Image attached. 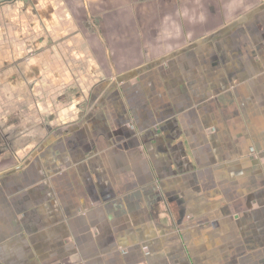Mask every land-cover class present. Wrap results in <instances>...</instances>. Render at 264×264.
<instances>
[{
    "label": "crops",
    "instance_id": "crops-1",
    "mask_svg": "<svg viewBox=\"0 0 264 264\" xmlns=\"http://www.w3.org/2000/svg\"><path fill=\"white\" fill-rule=\"evenodd\" d=\"M23 1L0 264H264V0Z\"/></svg>",
    "mask_w": 264,
    "mask_h": 264
},
{
    "label": "rangeland",
    "instance_id": "rangeland-1",
    "mask_svg": "<svg viewBox=\"0 0 264 264\" xmlns=\"http://www.w3.org/2000/svg\"><path fill=\"white\" fill-rule=\"evenodd\" d=\"M16 1L17 0H7L9 4L2 6L7 2L2 3V0H0V71L3 70L4 75L9 72L11 74L15 72L12 70H15L16 67L9 66V63L13 62L14 58H29L30 60H32V58H40L39 56H34L33 54V49L35 46H38V44L41 43L38 42L40 40L43 41L45 43V46L48 47L47 49L49 52H51L52 58H72L69 51L71 50V48L68 45H65V42H55L54 40H52L53 43L51 44L50 40L46 41L44 40V38L39 39L38 34L34 33L33 31V25H31L32 22L30 23V25H28L29 29L26 28L24 34L25 36L23 35V33H21L20 28H23V25H20L21 17L19 18L18 16V8L15 7V5H10L15 3ZM27 19H32V16H27ZM17 34L19 36H17ZM66 51H68V53H66ZM73 60H75L76 62L74 63L76 68L81 69L83 67H87L88 58ZM20 64L21 63H19V65ZM77 84H79V82ZM12 91L14 93V97H16V90ZM0 111L9 112L8 114L6 113L2 115L3 117H5V119L8 118V120H6L8 122L9 128L8 129L6 127V130L8 133H10L8 144L11 148L16 149L17 143H15V137L17 136V134H20L22 139H24V136L21 134V122H27L23 121L24 116L20 114L21 110L19 106H14L13 110H9L7 106L3 105ZM6 115H8V117H6Z\"/></svg>",
    "mask_w": 264,
    "mask_h": 264
},
{
    "label": "flooded vegetation",
    "instance_id": "flooded-vegetation-1",
    "mask_svg": "<svg viewBox=\"0 0 264 264\" xmlns=\"http://www.w3.org/2000/svg\"><path fill=\"white\" fill-rule=\"evenodd\" d=\"M5 2H7V0ZM8 4L9 3L7 2L6 5H8ZM24 4L25 3L23 0H17L15 3L10 4V5H15V7L18 8V16H19V18L21 17V23L23 25V28H20V31H21V33H23V35L25 34L26 28L29 29L28 25H30V23L32 22V19H27V16L29 15V13L26 10ZM31 25H33V24L31 23Z\"/></svg>",
    "mask_w": 264,
    "mask_h": 264
},
{
    "label": "water",
    "instance_id": "water-1",
    "mask_svg": "<svg viewBox=\"0 0 264 264\" xmlns=\"http://www.w3.org/2000/svg\"><path fill=\"white\" fill-rule=\"evenodd\" d=\"M130 1H131V0H129L128 3L124 6L125 8L129 7ZM144 1H145V2L149 1L148 4H151V3H153V1L157 2L158 0H137V1L133 0V2H134V3L137 2V5H138V7L135 8L136 11H137V9H139V8H143V7H144V6H140V5H141L140 3L144 2ZM148 4H147V5H148ZM123 14H125V12H123Z\"/></svg>",
    "mask_w": 264,
    "mask_h": 264
}]
</instances>
